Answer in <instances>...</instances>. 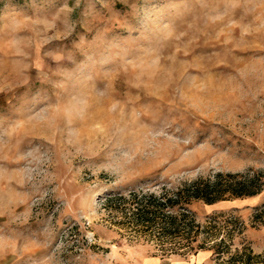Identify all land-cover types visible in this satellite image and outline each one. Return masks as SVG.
Masks as SVG:
<instances>
[{"label": "rangeland", "instance_id": "rangeland-1", "mask_svg": "<svg viewBox=\"0 0 264 264\" xmlns=\"http://www.w3.org/2000/svg\"><path fill=\"white\" fill-rule=\"evenodd\" d=\"M247 172L261 183L264 0H0V264L261 262L264 185L190 205L219 254L104 205Z\"/></svg>", "mask_w": 264, "mask_h": 264}, {"label": "trees", "instance_id": "trees-1", "mask_svg": "<svg viewBox=\"0 0 264 264\" xmlns=\"http://www.w3.org/2000/svg\"><path fill=\"white\" fill-rule=\"evenodd\" d=\"M259 174L262 173L252 176H248V172L216 173L212 177L185 181L161 194L136 190L126 194L118 192L108 195L104 205L111 211L122 213L128 219L127 225L137 233L152 234L158 240H170L186 253H197L206 247L214 254H219L223 237L220 241H215L219 234L215 225L209 226L207 231V241L212 242V245L197 243L201 225L196 221L190 205L194 201L212 204L230 198L253 196L264 185V175L258 184ZM244 252L243 264H264V260L259 261V255H252L250 250Z\"/></svg>", "mask_w": 264, "mask_h": 264}]
</instances>
